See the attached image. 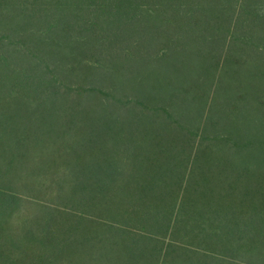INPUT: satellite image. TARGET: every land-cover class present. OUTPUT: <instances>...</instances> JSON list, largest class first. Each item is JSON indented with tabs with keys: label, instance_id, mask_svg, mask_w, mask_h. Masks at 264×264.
Returning a JSON list of instances; mask_svg holds the SVG:
<instances>
[{
	"label": "trees",
	"instance_id": "obj_1",
	"mask_svg": "<svg viewBox=\"0 0 264 264\" xmlns=\"http://www.w3.org/2000/svg\"><path fill=\"white\" fill-rule=\"evenodd\" d=\"M0 264H264V0H0Z\"/></svg>",
	"mask_w": 264,
	"mask_h": 264
}]
</instances>
